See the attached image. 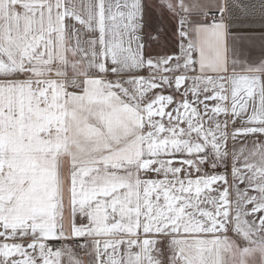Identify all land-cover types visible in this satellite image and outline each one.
Wrapping results in <instances>:
<instances>
[{"label":"crops","instance_id":"crops-1","mask_svg":"<svg viewBox=\"0 0 264 264\" xmlns=\"http://www.w3.org/2000/svg\"><path fill=\"white\" fill-rule=\"evenodd\" d=\"M249 172L264 0H0V264H225Z\"/></svg>","mask_w":264,"mask_h":264},{"label":"rangeland","instance_id":"rangeland-1","mask_svg":"<svg viewBox=\"0 0 264 264\" xmlns=\"http://www.w3.org/2000/svg\"><path fill=\"white\" fill-rule=\"evenodd\" d=\"M254 175L240 173L238 178L235 216L225 235V264H264V188ZM163 248L162 262L174 264L170 246L164 243Z\"/></svg>","mask_w":264,"mask_h":264},{"label":"built area","instance_id":"built-area-1","mask_svg":"<svg viewBox=\"0 0 264 264\" xmlns=\"http://www.w3.org/2000/svg\"><path fill=\"white\" fill-rule=\"evenodd\" d=\"M209 174H210V172H209V171H206V172H205V175H209Z\"/></svg>","mask_w":264,"mask_h":264}]
</instances>
